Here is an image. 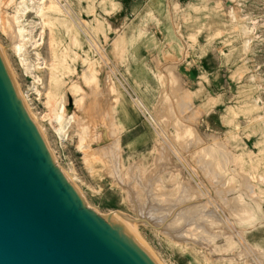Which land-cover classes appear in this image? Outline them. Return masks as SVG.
<instances>
[{"label":"rangeland","instance_id":"obj_1","mask_svg":"<svg viewBox=\"0 0 264 264\" xmlns=\"http://www.w3.org/2000/svg\"><path fill=\"white\" fill-rule=\"evenodd\" d=\"M28 4L41 44L0 43L84 201L157 264H264V0Z\"/></svg>","mask_w":264,"mask_h":264},{"label":"water","instance_id":"obj_2","mask_svg":"<svg viewBox=\"0 0 264 264\" xmlns=\"http://www.w3.org/2000/svg\"><path fill=\"white\" fill-rule=\"evenodd\" d=\"M65 173L0 43V264H157Z\"/></svg>","mask_w":264,"mask_h":264},{"label":"bare ground","instance_id":"obj_3","mask_svg":"<svg viewBox=\"0 0 264 264\" xmlns=\"http://www.w3.org/2000/svg\"><path fill=\"white\" fill-rule=\"evenodd\" d=\"M29 1L32 3V5H35V0H22V5H20L18 7V10L12 16H10V17H8L9 15L7 16L5 14V12H3V7H2V5L0 3V25H1L2 29H3V31L6 32V33H8L9 38L12 40V42H13L12 43V49L15 52H17V53H19L21 55L23 54V52H24V50L26 48V45L28 43H31V45L34 48H36L38 45L41 44V40L43 38V30L38 35H31V32L28 29V23H26L27 20H26V17L25 16H26V12L28 11V9L31 8L30 4H28ZM36 1L38 2V5H37V13L43 16L44 15L43 14V11L45 9V5H46V2L48 0H36ZM49 2H50V0H49ZM54 5L57 6V4H54ZM54 5L53 4H50V7H56ZM7 25H9L10 28H11L12 25H13V27L10 30L8 29L9 30L8 31L7 28H6V27H8ZM15 26L17 28H15ZM51 48H53V47H51ZM35 54H36V57H37L36 58V60H37L36 63L37 64H35V66L38 67V68H44L47 65L46 60L41 56V54L39 52L36 51ZM22 60H23L22 62L24 64H26V59L22 58ZM23 96H24V93H23ZM58 110H59V113H58L59 116L57 118L61 120L64 117L65 113H67L66 112V104L62 102L61 103V106L58 108ZM72 118L73 117H71V119ZM41 129H42V127H41ZM121 215L122 214H120L118 212H116L114 214H111V216L114 217V218H116V219H119V217L121 218ZM122 216H123L122 218H125L128 215L123 214ZM138 217H131V218H138ZM141 217H143V216H141ZM143 218H144L143 221L142 220H139V221H130V222H128L127 223L128 230L130 231L129 227L130 226H134L135 223L146 222V223L150 224V222H149V220L147 218H145V217H143ZM162 223H165V221L163 220ZM167 225H169V224H167Z\"/></svg>","mask_w":264,"mask_h":264},{"label":"built area","instance_id":"obj_4","mask_svg":"<svg viewBox=\"0 0 264 264\" xmlns=\"http://www.w3.org/2000/svg\"><path fill=\"white\" fill-rule=\"evenodd\" d=\"M137 106H139V109L141 110L142 114L147 117V118H150L152 119V115L151 113L149 112V110L147 109L146 106H144L141 102L137 101Z\"/></svg>","mask_w":264,"mask_h":264}]
</instances>
